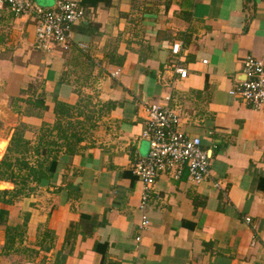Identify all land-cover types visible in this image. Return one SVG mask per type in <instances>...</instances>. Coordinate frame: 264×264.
<instances>
[{"label":"crops","instance_id":"obj_1","mask_svg":"<svg viewBox=\"0 0 264 264\" xmlns=\"http://www.w3.org/2000/svg\"><path fill=\"white\" fill-rule=\"evenodd\" d=\"M59 1L28 3L48 10ZM78 2L85 14L70 28L66 53L36 49L34 17L14 16L0 3L1 138L24 124L34 139L42 123L54 122V96L69 105L85 96L117 103L98 121L92 145L83 143L60 170L55 187L36 192L27 244L37 254L3 255L0 228V264H54L62 247L72 248L64 264H264V105L256 110L229 94L245 80L248 56L264 60V0ZM115 70L119 75L110 77ZM28 89L44 96L42 116L25 115L24 105L19 115L11 108L10 100L26 98ZM153 103L173 111L179 130L211 151V177L195 185L185 171L178 179L162 173L142 209L141 182L120 174L148 153L141 134ZM5 145L0 140V157ZM68 183L80 189L79 199L56 191ZM0 207L13 220L22 203ZM143 216L150 222L145 230ZM45 229L52 249L36 245Z\"/></svg>","mask_w":264,"mask_h":264},{"label":"trees","instance_id":"obj_2","mask_svg":"<svg viewBox=\"0 0 264 264\" xmlns=\"http://www.w3.org/2000/svg\"><path fill=\"white\" fill-rule=\"evenodd\" d=\"M69 51V50H68ZM67 52V51H66ZM63 52V53H66ZM88 77H82L83 83ZM32 88V86H30ZM28 93L26 98H15L10 100L11 108L16 113L21 114V105L27 107L25 115L42 116L48 111L43 95H36L31 91H22V95ZM117 107L115 102L97 101L92 102L90 97H80L75 105H69L58 101L53 97L54 122L52 124L42 123L35 133L34 139L26 137L27 126L19 124L16 126L8 141V146L3 157L0 159V183L12 186L11 189H0V205L15 206L22 203V210L11 220L9 211L0 207V228L4 231V245L1 248L3 255L22 253L26 255H36L34 248H29L27 244V230L36 192L40 189L48 191L50 187H55L57 177L61 169H66L69 161L78 155L85 146L83 143L92 145L91 134L98 127V121L107 117L109 113ZM202 147V146H201ZM137 159L133 160L131 166ZM75 176L72 175V178ZM122 178H136L131 173V168L120 174ZM66 176L62 175V180L66 181ZM66 191L68 198L79 199L80 189L72 184H66V188H57L56 191ZM82 223L79 222L78 230L81 232ZM49 230L40 231V239L36 245L42 249L44 245L53 247ZM33 244V243H32ZM99 245L95 246L98 250ZM71 249L66 251L62 247L56 252L54 264H64ZM100 250V249H99ZM29 257V256H28Z\"/></svg>","mask_w":264,"mask_h":264},{"label":"built area","instance_id":"obj_3","mask_svg":"<svg viewBox=\"0 0 264 264\" xmlns=\"http://www.w3.org/2000/svg\"><path fill=\"white\" fill-rule=\"evenodd\" d=\"M14 16L31 14L36 22V49L44 52H66L71 47L70 28L84 17V9L78 0L57 2L52 9L30 6L28 0H0ZM77 48L84 52L86 45L78 43ZM179 43L172 45V53L177 54ZM206 64V61L203 62ZM120 70L110 73L116 78ZM180 78L186 77V70L176 69ZM245 80L229 94L259 110L264 105V60L248 56L243 63ZM146 118L141 137L148 142V153L131 166V173L143 186L140 208H144L151 188L162 173H171L178 179L183 172L187 180L199 185L211 177V151L201 147L198 136H189L179 130L180 118L160 103L145 107ZM214 148V147H213ZM250 223V218H245ZM150 222L141 218L140 228L145 230ZM139 241V238L136 239Z\"/></svg>","mask_w":264,"mask_h":264},{"label":"rangeland","instance_id":"obj_4","mask_svg":"<svg viewBox=\"0 0 264 264\" xmlns=\"http://www.w3.org/2000/svg\"><path fill=\"white\" fill-rule=\"evenodd\" d=\"M1 129H2V128L0 127V131H1ZM0 133H1V132H0ZM3 135L5 136V138L3 139V138L0 137V140H4V141H5V143H6V145H5V149H6L10 137H9V134H7V131H6V130L3 132ZM5 149H4V152H5ZM4 152H3L2 155H4ZM2 157H3V156H1L0 159H1ZM4 188H5V186H4Z\"/></svg>","mask_w":264,"mask_h":264},{"label":"water","instance_id":"obj_5","mask_svg":"<svg viewBox=\"0 0 264 264\" xmlns=\"http://www.w3.org/2000/svg\"><path fill=\"white\" fill-rule=\"evenodd\" d=\"M7 146H8V145H7ZM6 148H7V147H6ZM5 150H6V149H5ZM4 153H5V152H4ZM2 156H3V155H2ZM2 184H6V183H0V187H1ZM0 189H1V188H0Z\"/></svg>","mask_w":264,"mask_h":264},{"label":"bare ground","instance_id":"obj_6","mask_svg":"<svg viewBox=\"0 0 264 264\" xmlns=\"http://www.w3.org/2000/svg\"><path fill=\"white\" fill-rule=\"evenodd\" d=\"M2 186H3V184L1 185V187H2ZM1 187H0V188H1ZM1 190H2V189H1Z\"/></svg>","mask_w":264,"mask_h":264}]
</instances>
